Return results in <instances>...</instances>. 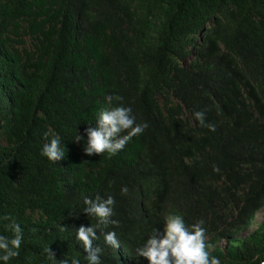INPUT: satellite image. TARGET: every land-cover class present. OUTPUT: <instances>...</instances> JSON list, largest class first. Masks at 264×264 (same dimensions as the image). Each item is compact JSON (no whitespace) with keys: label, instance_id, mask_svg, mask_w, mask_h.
<instances>
[{"label":"trees","instance_id":"trees-1","mask_svg":"<svg viewBox=\"0 0 264 264\" xmlns=\"http://www.w3.org/2000/svg\"><path fill=\"white\" fill-rule=\"evenodd\" d=\"M120 103L148 128L85 155L75 130ZM53 135L58 163L40 155ZM96 196L116 201L103 264H148L135 250L169 213L203 220L221 264L264 263V220L237 241L264 208V0H0V216L24 236L11 264H48V246L86 264L74 230L95 224L81 212Z\"/></svg>","mask_w":264,"mask_h":264},{"label":"clouds","instance_id":"clouds-1","mask_svg":"<svg viewBox=\"0 0 264 264\" xmlns=\"http://www.w3.org/2000/svg\"><path fill=\"white\" fill-rule=\"evenodd\" d=\"M194 119L199 126L205 127L209 132H215V124L206 121L205 111H195ZM148 128L146 122H137V117L130 106L123 103L115 106L101 108L95 118V127L85 129L84 135H75L73 142H81L86 137L84 154H107L108 157L116 156L124 150L133 137L142 135ZM43 144L40 155L49 162L58 163L66 154L64 143L60 136L53 135ZM214 171H219L214 168ZM129 192L127 186L120 189L121 195ZM115 199L112 196L101 198L84 197L81 213L92 217L95 224L85 227L81 225L74 230L75 240L83 249L86 264H103L101 254L103 249L96 243L101 237L106 247L117 248L119 241L115 231L107 230L108 227L118 226V221L113 219ZM0 224L9 235L0 234V264H11L20 256V250L24 242L21 226L10 215L0 216ZM203 220L188 226L181 214L169 213L163 217L162 234L156 228L136 248V255L143 257L148 264H221L218 257L210 256L207 251L205 228ZM59 232H65L67 228L58 225ZM99 232V235H97ZM48 264H81L79 256H65L57 260L55 254L48 247L43 249Z\"/></svg>","mask_w":264,"mask_h":264},{"label":"rangeland","instance_id":"rangeland-1","mask_svg":"<svg viewBox=\"0 0 264 264\" xmlns=\"http://www.w3.org/2000/svg\"><path fill=\"white\" fill-rule=\"evenodd\" d=\"M263 220H264V208H262L260 211L257 212L255 220L252 222L251 226L237 237V241L247 237L250 233L255 231ZM226 245L227 242H223L222 244H220L222 248H224Z\"/></svg>","mask_w":264,"mask_h":264},{"label":"built area","instance_id":"built-area-1","mask_svg":"<svg viewBox=\"0 0 264 264\" xmlns=\"http://www.w3.org/2000/svg\"><path fill=\"white\" fill-rule=\"evenodd\" d=\"M262 264H264V263H262Z\"/></svg>","mask_w":264,"mask_h":264}]
</instances>
